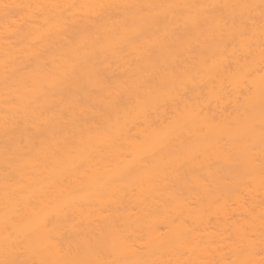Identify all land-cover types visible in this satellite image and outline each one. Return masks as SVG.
I'll return each instance as SVG.
<instances>
[{
    "label": "bare ground",
    "instance_id": "bare-ground-1",
    "mask_svg": "<svg viewBox=\"0 0 264 264\" xmlns=\"http://www.w3.org/2000/svg\"><path fill=\"white\" fill-rule=\"evenodd\" d=\"M4 3L47 7H0V259L264 264V72L221 7L260 0Z\"/></svg>",
    "mask_w": 264,
    "mask_h": 264
},
{
    "label": "snow or ice",
    "instance_id": "snow-or-ice-1",
    "mask_svg": "<svg viewBox=\"0 0 264 264\" xmlns=\"http://www.w3.org/2000/svg\"><path fill=\"white\" fill-rule=\"evenodd\" d=\"M5 10V14L7 15V10L11 8H37L43 9L47 6L45 5H12V4H0ZM52 7H59L58 5H53ZM68 7H76V5H70ZM80 8L89 9L90 11L98 14L103 15L105 11L116 9V10H123L127 12L129 10L138 9L140 12H145L148 9L154 7L153 5H135V4H104V3H87L83 5H79ZM168 8H185L190 7L188 5H167ZM204 7V6H202ZM210 7H217L215 5ZM221 7H236L247 10V14H241L239 21L235 17L232 18V26L235 29V35L239 36L241 41V47L246 48L247 52L245 56L253 55L254 48L258 47V55H259V62L261 64V71L264 72V0H260L259 5L256 4H241V5H224ZM256 9H259V18L254 15ZM197 26H199L197 24ZM259 32V44H255V36L256 32ZM262 85H264V76L261 77ZM261 131H262V141H264V118L261 121ZM262 185H264V177H262ZM13 196V193L10 191H5V199L10 200ZM261 225L264 227V212L261 214ZM7 230V228H6ZM15 229H13V234ZM9 245H5V258L0 259V264H28L27 261H20L14 258L13 252H15L16 247L12 245V251H8ZM32 264H36V262H32ZM39 264H51L48 261H39ZM72 264H104V262H87V261H76L72 262ZM112 264H116V262H112ZM136 264H147V262L138 261Z\"/></svg>",
    "mask_w": 264,
    "mask_h": 264
}]
</instances>
